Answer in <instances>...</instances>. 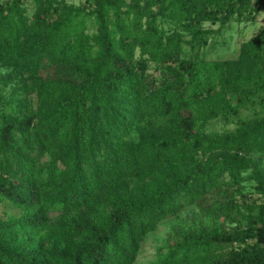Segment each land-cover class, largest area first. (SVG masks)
<instances>
[{
	"label": "trees",
	"instance_id": "obj_1",
	"mask_svg": "<svg viewBox=\"0 0 264 264\" xmlns=\"http://www.w3.org/2000/svg\"><path fill=\"white\" fill-rule=\"evenodd\" d=\"M88 3L0 0V264H136L192 206L152 264H264V202L228 226L244 182L264 199V29L200 55L264 0Z\"/></svg>",
	"mask_w": 264,
	"mask_h": 264
},
{
	"label": "rangeland",
	"instance_id": "obj_2",
	"mask_svg": "<svg viewBox=\"0 0 264 264\" xmlns=\"http://www.w3.org/2000/svg\"><path fill=\"white\" fill-rule=\"evenodd\" d=\"M71 3L77 5H86L90 7L88 0H68ZM257 5L253 3L251 9L243 16L235 15L231 18L226 28L222 33L212 37L208 45L203 46L200 49V55L205 60L216 59H234L237 58L240 53L241 45L252 39L262 29H264V11H257ZM34 8L30 7L29 13L33 14ZM168 28V23L164 24ZM174 29V25L170 24ZM205 28H218L219 23L213 25L210 22L204 24ZM185 40L190 38L185 34ZM189 49L188 45H185ZM151 72L160 74V70L155 69V65L152 63L150 69ZM245 115H250V111L242 110ZM236 127L235 121H226L224 118L218 117L206 125V132L212 134H223L231 131ZM259 155H255L253 158L257 159ZM264 161V156L262 157ZM243 188L240 191L235 192L234 204L236 210L233 213L235 223H229V227L233 228L237 224L245 221L243 215H249L253 213L252 208L257 204L264 202L262 196L255 191L254 181H246L243 184ZM0 214H4V208L0 205ZM189 218H196L201 223H206V218L201 213L198 206H192L183 210L178 217H173L163 221L159 224L158 228L151 232L145 242L143 243L140 255L136 264H152L159 255V248L163 247L168 241V235L170 231L178 225L181 220H187ZM236 219V220H235ZM204 221V222H203Z\"/></svg>",
	"mask_w": 264,
	"mask_h": 264
}]
</instances>
